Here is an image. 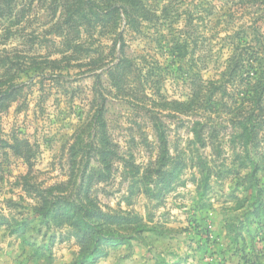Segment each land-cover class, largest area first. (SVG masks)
<instances>
[{
	"label": "rangeland",
	"instance_id": "374dc122",
	"mask_svg": "<svg viewBox=\"0 0 264 264\" xmlns=\"http://www.w3.org/2000/svg\"><path fill=\"white\" fill-rule=\"evenodd\" d=\"M89 1L14 0L0 15V57L17 56L26 71L17 80L25 98L1 117L0 136L27 139L34 150L30 168L15 157L0 161V261L39 264L54 253L83 259L70 227L56 228L65 206L57 195L102 232L99 212L129 221L108 233L125 240L104 248L95 264H191L229 256V247L264 250V128L246 148L234 141L237 126L214 116L221 151H213L191 133L201 116L173 113L163 102H188L192 81L219 79L254 9L242 0H142L160 19L139 18L134 33L119 19L106 29V5L125 2ZM121 36L125 55L155 74L159 96L146 88L151 100H133L114 87ZM143 107L158 119L168 151ZM43 193L53 210L47 225L32 213Z\"/></svg>",
	"mask_w": 264,
	"mask_h": 264
},
{
	"label": "trees",
	"instance_id": "16d2710c",
	"mask_svg": "<svg viewBox=\"0 0 264 264\" xmlns=\"http://www.w3.org/2000/svg\"><path fill=\"white\" fill-rule=\"evenodd\" d=\"M14 0H0V15L8 12ZM69 1V0H68ZM121 3H109L106 5V29L108 23L114 19L125 21V26L132 32L138 33L140 27L139 18L149 20V15L155 19V23L160 19L151 12L150 8L145 7L142 0H121ZM87 4L90 3L86 0ZM253 8L252 23L247 25L246 31L240 33V45H232L230 55L225 61L224 71L220 73L217 81H204L203 79L192 81L190 100L188 102L163 101L165 106H171L173 113L182 116H201L200 119L193 121L191 133L194 141L202 148L211 147L213 151H221L219 143L218 127L214 123V116L228 117L231 124L240 130L234 141H242L247 148L250 144V137L257 135L264 128V0H242V4ZM67 4V3H66ZM123 10V11H122ZM125 19H121V17ZM158 19V20H157ZM245 30V29H242ZM121 53L124 54L118 63L110 71V78L114 87L122 95L133 100L140 98L150 99L144 95V90L148 88L151 97L159 96L157 81L154 80L155 74L147 70L148 66L144 60L133 59L125 55V41L121 36ZM17 56L3 54L0 57V120L15 105H18L25 98V85L17 81L20 73L25 74ZM59 63V60L52 61L50 64ZM152 99V98H151ZM150 99V100H151ZM144 108V107H143ZM149 112L150 118L156 127V134L161 151H168V142L165 133L158 127V119L153 115L152 110L144 108ZM204 115H208L205 117ZM237 129V130H238ZM33 147L27 139L19 137L4 138L0 136V161L10 157L21 159L26 165L33 166ZM151 173V170L148 171ZM256 172L251 177L254 178ZM258 182V180H256ZM263 190H258L261 197ZM49 194L48 191L44 192ZM43 195H39L41 202L39 207L33 208L34 217H41L45 225L49 223V216L53 213L49 209L48 200ZM150 195L151 191H147ZM59 203L65 206L56 211V220L59 225L56 228L69 226V235L76 238V244L80 248V256L83 264H95L101 258L107 256L106 249L115 243H121L124 237H112L108 233L116 232L129 224V221L118 215H109L99 212L97 218L102 222L104 231L97 230L91 222L88 213L80 215L78 207L70 204L66 197L57 195L54 197ZM42 206V207H41ZM257 213V210L254 211ZM94 217V214H93ZM102 228V227H101ZM27 230L26 224L22 227ZM239 245V242H237ZM236 244V245H237ZM234 250V254H240L245 264L250 263L249 254L245 247H229V251ZM254 253V252H253ZM251 253L250 255H252ZM256 259L264 258V250L254 253Z\"/></svg>",
	"mask_w": 264,
	"mask_h": 264
},
{
	"label": "crops",
	"instance_id": "0c3cea01",
	"mask_svg": "<svg viewBox=\"0 0 264 264\" xmlns=\"http://www.w3.org/2000/svg\"><path fill=\"white\" fill-rule=\"evenodd\" d=\"M231 253L229 256L225 254H223L222 256L219 257H215V259H205V260H196V261H192L191 264H245L244 261L241 259V255L240 254H234V250L232 249L230 251ZM248 253V251H247ZM249 254V253H248ZM255 254L250 255L249 254V258H250V263L249 264H264V258L261 259H256V257L254 256ZM107 260H103L102 262H99L98 264H162L160 261L157 260H148L147 262H143L141 263L140 261L136 260V259H120L119 261L116 260H111V261H107ZM44 264H83L81 260H78V253H75L74 255H61L60 253L56 254L54 253L52 255V259L48 262H43ZM43 263H39V264H43ZM0 264H4L2 263V261H0ZM13 264V263H11ZM23 264V263H21ZM31 264H35L34 262ZM180 264H190L188 263H180Z\"/></svg>",
	"mask_w": 264,
	"mask_h": 264
}]
</instances>
